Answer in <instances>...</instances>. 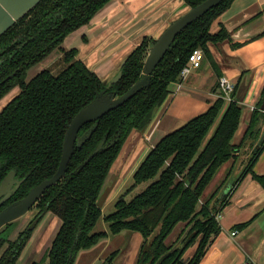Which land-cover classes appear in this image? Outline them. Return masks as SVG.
I'll return each instance as SVG.
<instances>
[{"label":"trees","instance_id":"trees-1","mask_svg":"<svg viewBox=\"0 0 264 264\" xmlns=\"http://www.w3.org/2000/svg\"><path fill=\"white\" fill-rule=\"evenodd\" d=\"M194 7L203 0H182ZM233 0H222L191 22L175 37L154 69L147 87L98 119L90 138L74 147L65 175L48 187L36 203L39 213L51 212L60 220L59 229L48 249L47 264H73L77 254L95 246L101 239L123 231L139 233L142 241L134 264H154L178 241L191 225L181 245L159 264H199L214 237L220 232L217 215L229 203L234 188L250 174L264 190V175L253 172V165L264 149V141L249 158L246 168L218 207L210 206L225 179L211 196L201 197L220 166L236 158L246 140L251 149L264 122V88L248 118L241 140L234 144L242 105L237 83L227 103L218 85V97L208 109L166 133L151 147L132 173L131 189L146 183L129 201L124 195L114 203L115 210L102 215L97 204L109 170L132 133L143 134L157 109L178 82L190 52L200 48L210 56L209 45L227 41L230 33L218 17ZM109 0H42L0 37V100L12 89L15 94L0 111V180L9 172L23 178L12 195L22 198L30 188L50 178L57 170L64 134L74 115L103 89L98 75L77 57V49H65L64 39L90 22ZM215 24L216 30L212 31ZM264 35V32L258 36ZM254 37V38H256ZM155 38L143 36L121 63V77L111 86L116 95L127 91L141 76L145 56ZM51 56V65L41 67L27 79V71ZM55 63V64H54ZM93 123L84 124L79 134ZM229 173L227 174V176ZM106 230L94 231L100 218ZM248 222L238 224L245 227ZM184 223L176 239L167 242L175 227ZM17 245V254L26 242ZM195 246L191 257L183 258ZM114 250L111 255H117ZM43 264V263H31Z\"/></svg>","mask_w":264,"mask_h":264},{"label":"crops","instance_id":"crops-1","mask_svg":"<svg viewBox=\"0 0 264 264\" xmlns=\"http://www.w3.org/2000/svg\"><path fill=\"white\" fill-rule=\"evenodd\" d=\"M187 8L182 0H109L87 25L69 34L62 45L69 41L70 35L81 32L80 45L72 47L77 49V57L101 80L109 79L143 36L156 38L169 22ZM217 21L230 33L231 41L240 45L231 47L227 41L209 45L210 56L203 57L201 66L193 70L181 82V86L177 83L171 86L169 95L143 134L138 138L132 137V133L133 140L130 137L125 143L123 149L130 153L129 159L132 156L130 167L124 171L125 176H132L147 151L161 137L208 109L219 94L216 89L218 76H226L238 85L236 91L243 109L233 143L238 144L241 140L251 107L255 106L264 88V35L256 37L264 32V0H233ZM226 105L224 102L221 113ZM240 148L234 160L222 164L218 169L221 182L232 171ZM246 156L244 152L241 160ZM135 157L137 159L133 164ZM253 172L264 175V149L253 165ZM249 220L245 227H236ZM217 221L220 232L199 264H264V190L250 174L234 188L229 203L217 215ZM232 232L235 234L232 235ZM121 233L117 235L123 236ZM135 234L126 236L127 241L136 237L137 243L129 264L134 263L141 243L140 235ZM109 237L101 239L97 245L100 242L107 244ZM102 253L103 249L88 257L86 264H96Z\"/></svg>","mask_w":264,"mask_h":264},{"label":"water","instance_id":"water-1","mask_svg":"<svg viewBox=\"0 0 264 264\" xmlns=\"http://www.w3.org/2000/svg\"><path fill=\"white\" fill-rule=\"evenodd\" d=\"M40 1L42 0H0V37L17 21L28 14ZM221 1L222 0H203L194 7H188L185 12L169 22L166 28L161 32L159 36L155 38L153 44L148 48L143 63L142 76L123 94L116 95L115 91L111 90V86L120 79L121 63L125 58L120 63L117 72L111 78L101 80L103 89L96 93L94 99L74 115L67 126L62 143V153L56 172L50 178H47L36 186L32 187L28 191L26 196L7 205L4 209H2L0 211V228L24 214L48 187L54 185L64 177L66 166L73 153L74 147L80 148L90 138L96 128L98 119L110 110H113L114 108L120 106L142 88L147 87L149 85L150 77L154 69L163 58L167 50L170 48V45L174 41L177 34L191 22L201 17L209 9L217 6ZM89 69L92 70L91 68ZM14 74L15 72L2 80L0 82V85ZM262 111L264 112V106L262 107ZM86 123L93 124L87 130L79 134V130ZM263 141L264 122L260 126L258 139L248 151V153H246L247 156L243 160H241V155L249 148L248 146L250 140L245 141L244 144H247V146L243 145L240 148L239 156L232 171L219 188L215 197L212 199L210 206L218 207L219 202L230 193L235 183L238 181L243 171L245 170L249 158L252 157L253 153L257 150L258 147H260ZM14 175V171H10L1 181L0 195L8 190V193L5 195V197L9 196V190H12V183L10 179H13ZM5 197L0 199V204L5 200ZM190 227L191 225L184 230L183 234L180 236L174 246L168 252L160 256L154 264H159L165 256H167L174 249L181 245V242L187 235Z\"/></svg>","mask_w":264,"mask_h":264},{"label":"rangeland","instance_id":"rangeland-1","mask_svg":"<svg viewBox=\"0 0 264 264\" xmlns=\"http://www.w3.org/2000/svg\"><path fill=\"white\" fill-rule=\"evenodd\" d=\"M215 29L216 27L215 25H213L212 31ZM80 42H81V32L77 31L76 33H73L72 35L69 36V41L65 42L63 44V47L67 50L72 47L79 46ZM56 59H58L57 56H51L50 59L46 60L47 62L41 63L37 66L30 68L27 71V79H29L37 71H39L41 67H47L48 65H51ZM18 91H19L18 88H14L0 100V111L2 107L5 105V103H7L15 94H17ZM137 136L139 138L138 133H135L132 137H137ZM132 137L131 140H133ZM127 152H128L127 149H123L121 151L120 155L118 156V158L112 165L111 169L109 170L108 176L101 188L100 194L97 199V204L101 207L103 216L109 215L115 210L114 203L119 196L124 195L125 200L129 201L133 196L139 193L146 185V183H142L131 189V185L133 184L132 176L130 174L125 176L124 173V171L128 169V167H130V161L132 160V156L129 159L130 153L127 154ZM136 159L137 158L135 157L133 164L135 163ZM220 184H221V179L218 171L213 177L212 181L207 186V188L205 189V191L203 192L201 197V203L205 202L211 196V194L219 187ZM35 213H36V209L31 208L24 215H22L20 219L15 221V223L9 225L6 230V234H8V237L11 238V235L14 232V229L16 228L15 224L20 223L21 225L26 227L29 224V222L33 219V215ZM107 225L108 224L101 217L96 223L93 230L94 231L106 230ZM59 226H60V220L55 215H52L51 213L46 214L42 218V220L38 223V226H36V228H34L31 231L32 233L31 237L28 243L26 244V246L23 248L20 254V258L16 261V264H30L33 261L40 262L42 258L46 255V251L50 245V242L52 241ZM183 226L184 223L178 224L175 227L173 233L168 238L167 242L170 243L174 241L178 236L179 232L181 231V229L183 228ZM132 234L134 233L125 231V233L122 234L123 236L110 235L109 237L110 239L109 241H107V244L106 242L105 243L100 242V245L98 244L97 245L98 247L96 246L94 249L92 250L90 249L91 251L85 250L84 252H80L76 259V263L78 262V264H86V260L88 259V257H90L95 253L97 254L101 249H103V253L102 256L99 258V261L96 262V264L131 263L134 252L136 251L134 249L137 244L135 241L136 237H134V240L127 241L128 237L131 236ZM138 234L139 233H136L135 236L140 235ZM123 238H126V240L121 241V239ZM141 241H142V237H141ZM116 249L120 251V255L118 256L111 255V253ZM194 250H195V246L189 247L184 253L183 258L187 260L189 257H191Z\"/></svg>","mask_w":264,"mask_h":264},{"label":"flooded vegetation","instance_id":"flooded-vegetation-1","mask_svg":"<svg viewBox=\"0 0 264 264\" xmlns=\"http://www.w3.org/2000/svg\"><path fill=\"white\" fill-rule=\"evenodd\" d=\"M95 16V15H94ZM93 16V17H94ZM91 21V20H90ZM87 25V24H86ZM82 27V26H81ZM80 28V27H79ZM78 28V29H79ZM76 31V30H75ZM71 34V33H70ZM10 172V171H9ZM8 172V173H9ZM7 173V174H8ZM6 174V175H7ZM5 175V176H6ZM5 176L0 180V183L1 181L5 178ZM11 181V188L12 190H9L10 194L9 196L5 197V195L8 193V190L5 191L4 193H2L0 195V199L1 198H4L5 197V200L0 204V211L2 209H4L7 205L19 200H13V197L12 195L15 193L16 189L20 186V184L22 183L23 181V178H20L19 176H16L14 175V178L13 179H10ZM31 189V188H30ZM29 189V190H30ZM28 193V192H27ZM26 196V195H25ZM24 197V196H23ZM22 197V198H23ZM40 198V197H39ZM38 198V199H39ZM21 199V198H20ZM38 199L35 201V203L29 208H35L36 209V213L33 215V219L29 222V224L25 227L23 225H21L20 223L18 224H15V229H14V232L12 233L11 235V238L8 237V234H6V230L8 228L9 225L15 223V221H17L18 219H20V217L24 214H22L21 216L17 217L16 219L10 221L9 223L3 225L1 228H0V264H16V261L20 258V254L23 250V248L26 246V244L28 243L30 237H31V231L36 228V226H38V223L42 220V218L48 214V213H51V212H45V213H42L40 214L39 213V208L36 207V203L38 201ZM52 214V213H51ZM53 215V214H52ZM58 218V217H57ZM32 226V227H31ZM59 229V228H58ZM58 231V230H57ZM57 233V232H56ZM55 233V235H56ZM54 235V237H55ZM27 237L26 239V242L25 244L23 245V247L20 249V252L17 254V245L25 238ZM53 237V239H54ZM52 239V240H53ZM52 242V241H51ZM51 242H50V245H51ZM49 245V247H50ZM97 245V244H96ZM48 247V249H49ZM94 247V246H93ZM48 249L46 251V255L42 258V260L40 262H35V263H43V264H47L48 263V257H47V253H48ZM91 249V248H90ZM89 250V249H87ZM82 251H85V250H82ZM80 251V252H82ZM79 252V253H80ZM79 253L77 254L75 260H74V263H76V259L79 255ZM34 262V261H33ZM31 262V263H33ZM30 263V264H31Z\"/></svg>","mask_w":264,"mask_h":264},{"label":"built area","instance_id":"built-area-1","mask_svg":"<svg viewBox=\"0 0 264 264\" xmlns=\"http://www.w3.org/2000/svg\"><path fill=\"white\" fill-rule=\"evenodd\" d=\"M203 52L200 48L193 49L189 56L187 64L182 67V69L179 72L178 75V82L177 85L181 86V82L188 77V75L195 69L199 68L201 66V63L203 61ZM218 85L219 89L222 93V98L224 99L225 103H229L233 100L231 97V93L234 89V82L226 77V76H220L218 78ZM254 107H251V110H253ZM235 232H232V235H234ZM249 264V263H245Z\"/></svg>","mask_w":264,"mask_h":264}]
</instances>
